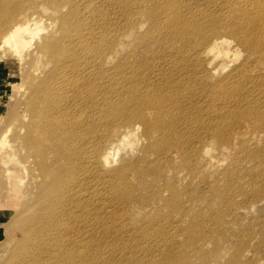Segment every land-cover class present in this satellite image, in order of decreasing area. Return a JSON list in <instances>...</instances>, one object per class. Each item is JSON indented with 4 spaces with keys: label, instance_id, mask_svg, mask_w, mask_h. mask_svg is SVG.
I'll return each mask as SVG.
<instances>
[{
    "label": "bare ground",
    "instance_id": "6f19581e",
    "mask_svg": "<svg viewBox=\"0 0 264 264\" xmlns=\"http://www.w3.org/2000/svg\"><path fill=\"white\" fill-rule=\"evenodd\" d=\"M131 1L133 5L127 0H29L27 5L15 3L9 16L0 17V61L19 62L27 89L22 99L11 94L5 115L16 117L30 152L21 164L8 140L9 130L3 132L0 163L5 165L6 186L0 190V225L12 219L14 230L25 237L9 238L7 249L13 251L14 241L16 248L26 245L27 249L4 263L7 252L0 264H163L164 256L165 264H192V257L200 264V259L208 262L204 251L210 244L215 245L213 258L228 254L226 244L232 238L224 229L233 228L235 222H222V218L214 233H207L205 220L216 215L209 213L210 208L216 209L224 200L228 203L232 197L227 193L239 183L227 173L239 170L232 151L241 149V160L254 163L251 171L264 168V115L251 107L236 111L244 104L230 103L234 95L246 91L248 82L254 88L255 80L264 78V2L250 0L232 11L233 20H222L207 13L199 0ZM12 4L1 0L0 8ZM113 5L117 9L109 10ZM215 6L211 3L208 9ZM238 47L248 53L240 69L215 84L198 77V64L211 65V55L215 60L221 55L230 59V53L236 52V58ZM170 63L176 72L169 74L178 78L172 82L181 91L174 84L170 87L168 77L158 69ZM258 63L260 69L253 75ZM205 90L212 92L207 104L214 107L211 116L222 121L213 129L215 137L209 136L216 149L203 144L198 152L188 153L187 148L198 140L181 134L182 121L175 110L181 108L180 102L198 104ZM134 119L141 131L142 152L153 159L133 168L106 170L104 142L114 127L118 132L125 129L124 138L130 141L134 130L126 128ZM238 125L244 132L231 137ZM182 135L188 138L184 141ZM244 145L262 150L246 151ZM18 151L21 154L23 149ZM199 157L207 167L228 165L217 171L227 173L228 187L223 192L211 187L213 194L205 200L208 214L201 209L203 201L197 207L200 200L171 183L185 180L183 172L190 171ZM23 171L28 175L26 189ZM129 172L141 180L150 177L144 180L141 194H136ZM97 183L110 188L115 211L106 214L105 206L92 207L86 194ZM263 184L264 173L256 177L254 193ZM163 189L169 196L163 195ZM245 212L242 207L235 209L238 215ZM108 216L112 217L106 223ZM160 216L177 220L172 225L152 222ZM133 221L152 223L139 230L132 227ZM107 224H112L110 233L105 231ZM132 229L138 232L133 234ZM172 229L183 231L189 241L177 252L172 248ZM114 233L127 237L128 243L108 244ZM158 243L164 246L158 253L162 258L146 259Z\"/></svg>",
    "mask_w": 264,
    "mask_h": 264
},
{
    "label": "rangeland",
    "instance_id": "374dc122",
    "mask_svg": "<svg viewBox=\"0 0 264 264\" xmlns=\"http://www.w3.org/2000/svg\"><path fill=\"white\" fill-rule=\"evenodd\" d=\"M6 1L8 3H13V4L11 6L5 5L0 8V17L2 19L9 16L11 12L16 8L15 3L19 5L21 4L27 5L29 0H6ZM127 1L129 2L130 5H133V2L131 0H127ZM248 1L250 0H199V3L201 4L202 7L207 8L204 9L207 13L212 15L215 14L218 16V18L222 20H233L234 15H231L232 11L241 6H244ZM262 1L264 2V0ZM211 3H215L216 5L215 8H209L212 11L208 9V5ZM114 9H117L116 5H113V7L112 6L109 7V10H114ZM80 22L86 23L88 21L80 19ZM222 22L225 21H221L220 23ZM105 25L110 26L106 21H105ZM35 42H37V40H35ZM238 52H239V56H237L236 58L234 57V54L236 52L234 54L230 53L232 55L230 59L226 58L225 55L224 56L221 55L215 60L216 57H213L211 55L210 56L211 65L205 68L203 67V61L200 64H198V69L196 70V72L198 73V77L199 78L203 77L204 81H208L211 84L218 83L216 82L217 79L219 80L223 79L222 81H224V78L228 75V73L232 71L235 72L236 70L241 68L240 65L244 64V59L248 56V53L242 47H238ZM170 53L171 52H168L167 54ZM125 54L126 53H124V55ZM261 55L263 56V60H264V54ZM0 59H1V53H0ZM186 64L192 67V69H195V67L190 65V63H186ZM260 66L261 63L255 65V71L252 73L253 75L257 72V70L260 69ZM20 68L21 66L19 62L15 59H10V60L2 59V61H0V137L2 136L3 132L9 130L8 140L16 148L17 151V153H15L16 158L22 164V162L24 163L27 161V158L30 154L28 150V146L23 141L24 139L23 133L19 132L17 128L19 123H17L14 120L16 117L14 118L12 117L10 119L7 115H5L9 105H11L10 104L11 101L9 100L11 99L10 97L11 94L13 96L15 95L14 97L22 99V97H24V95L27 92V89L25 87L26 81L22 79L23 72ZM167 68L161 67L158 69L160 70V73L163 70L162 74L165 75V79L166 77H168L167 81H170L168 83L170 87L171 85L174 84L173 87L179 89L177 87V82H172L175 80L174 78L176 79L178 78L175 75L169 74L176 72L174 66L170 63L169 66L167 64ZM255 82L258 83L254 86V88H251L252 86H250V83L248 82L246 91L243 92L240 96L234 95L233 100L230 101V103L232 104L234 102H239L244 104V105L236 106L237 107L236 111L248 109L249 107H251L264 115V102H263L264 78L255 80ZM14 83H19V85L16 87L14 86ZM230 83L232 84L233 81H231ZM210 92L205 90V97L202 96L203 100L200 101L198 104L197 103L185 104L183 102H180L181 108L175 110V114L177 115L178 119L182 121L179 126L181 134H190V137H193L194 140H198L197 142L202 141V143L199 145L196 142L193 146L188 147L187 148L188 153L198 152L199 147H201L203 144L208 145L209 147L208 149L210 148L216 149V146L212 144L213 137L212 139H210L209 136H211V133L213 134V129L215 128V126L222 121L219 120V117H212L211 116L212 111L209 112L211 108H214L212 106H210L209 108L207 107ZM259 97H261V100H259ZM7 101L8 102L10 101V103H8ZM74 113H75V117H79L81 115L79 109H76ZM128 124L129 126L126 129L128 130L133 129L135 131V132L132 131V133H134V136L131 137L132 139H130V141H126L124 138L126 137L124 136L125 134H123V132H125L124 131L125 129H123L122 132H118L119 131L118 127H114L111 135H108L105 142L103 141L104 145H103L102 153L108 158L107 163L103 164V168H105L106 170L112 168H127V167L133 168L136 167V165L141 164L142 162L151 161L153 159L152 154L145 155L142 152L144 148H143V142L140 138L141 131L138 128L139 124L137 120L134 119ZM233 127L234 126H232V128ZM244 130L245 128L243 126L238 125L234 133L231 135V137L236 136L239 133H243ZM117 133L118 135H116ZM94 135L89 134V136H94ZM182 137L184 141L186 140V138H188L186 135H182ZM188 140L189 139H187V141ZM18 147L20 149H23L21 154L18 151ZM243 147L244 150L246 151L257 152V150H259L260 152L262 150V147L260 146L250 147L248 145H244ZM232 152L234 153V155L237 154L238 160L236 161V164L239 165L238 167L239 170L233 171L231 169L228 170L227 173L233 174L235 180L237 181L239 180V183L236 185V187H233V189L227 193L228 196L232 197L229 198L228 203L225 205L224 204L225 200H224L222 203L216 206V209L210 208L209 213L211 211L216 215L210 218L207 217L208 219L205 220L208 226L207 229L208 231L206 230L207 233H214L213 230H215V227H218L220 225L222 218H223L222 222H224V220H226L227 222L231 221V223L235 222L233 228L228 229L225 227L224 229V231L227 233L226 236L229 235L232 238V239L230 238L231 239L230 242H227L226 244L228 254L225 257L222 256L220 259H215L211 256V252L214 250L215 245L214 244L206 245L205 249L208 251H204V253L205 254L207 253V255L209 256V260L207 263H204V261H201L200 259V264H264V184L261 187V191L259 190L255 191V193L256 192H260V193L255 194L253 191V186H254L253 184L256 181V177L259 174L264 173V168L261 167L259 168V170H256L255 172L251 171L254 163L251 162L248 164L247 162H245V161H251L250 159L241 160V156H240L241 149L239 153H236L235 151ZM211 153H213V150L210 152V154ZM144 156H146V158ZM4 166L5 165H2L0 163V190L6 186V183L3 180L5 179ZM227 166L228 165L225 162V165H222L220 167H215V168H211L210 166L207 167L206 163L202 160L201 157H199L196 165L194 164L191 167L190 171L187 170L183 172V174H185L186 176L185 180L174 179L171 181V183L176 189L182 190L184 193L185 192L191 193L196 198V200H200L199 202H197V207H199V205L203 201L204 203L201 206V209H205L206 214H208V209L205 208L206 206L205 200L210 198L213 194L211 187L212 188L215 187L221 190L222 192L228 187V178H225L227 173H225L224 175H221V173H217V171H221V169L224 168L226 169ZM249 166L251 167L248 168ZM246 167L248 169H246ZM242 170H245L248 173L245 174L242 172ZM22 176L25 179L24 188L26 189L28 185V175L27 173H25V171H23ZM135 177H136L135 175L129 172V178L132 182V185L135 187L136 194H141L144 180H149L150 177L147 175L143 177L142 180ZM165 177H167V180L171 179L169 173H166ZM192 177H195L194 182ZM190 180L193 182V184H190L192 183L190 182ZM154 186L155 185H153L152 189L156 190ZM163 191H164L163 195L169 196V193L166 192V190L163 189ZM101 192L102 195L99 194ZM86 196H89L91 198L92 200L91 203L93 208L105 206L106 214H109L111 211H115L114 208L112 207L113 203L111 202L110 188L108 186L102 183H97L93 185L92 189L86 194ZM114 205L119 206V204L116 203H114ZM190 205L191 204H189L188 206ZM238 207L245 208L246 212L243 215L235 214V209ZM112 216L105 217L106 218L105 222L107 223L109 217ZM125 217L129 219V216L125 215ZM89 219L90 218H88L87 220ZM11 220L9 222L4 221V223H2L3 225H0V259L4 258V256L8 252V255L3 260L4 263L11 256H13L12 257L13 260L17 256L20 255L22 256L26 252L25 249H27L25 247L26 245H23L20 248L22 249L21 254L18 253L20 249L16 248L18 243H16L15 241H14L13 251L10 248L7 249L6 246L9 238H12L13 240L14 239L21 240L25 238L20 233V231L14 230ZM158 220H163V223L165 225H172L176 222L177 219L175 218L167 219L165 216H160L159 218L153 220L152 222L155 223V221H157L156 223H158L159 222ZM152 222L146 223V221H138V222L133 221L132 223L134 224H132V227L138 228L140 230L145 225ZM111 225L112 224H107L105 226V231H107L108 233L112 231ZM172 230L175 232L174 235L175 241L172 244V248L174 249L175 252H177L180 249H182L180 248L181 246H184L186 243L188 245L189 241L187 240V236L183 231L175 230V229ZM137 232L138 231L132 229L133 234H136ZM214 239H216V236ZM107 242L108 244L117 246L120 242L127 244L128 239L125 236L114 233L113 237L111 239L108 238ZM193 246L195 245L192 244L191 247ZM163 248L164 246L158 243L155 247H153L154 252H150L148 255L145 254V256H147L146 259L148 260H152L154 258L161 259L162 254L159 255L158 253H161ZM239 249L242 250L239 251ZM246 251L250 252L249 256H244V253ZM239 255H240V259L238 260ZM196 261H197L196 258L194 257L191 258L192 264H196ZM163 264H165V256H164ZM169 264H176V262H170Z\"/></svg>",
    "mask_w": 264,
    "mask_h": 264
}]
</instances>
